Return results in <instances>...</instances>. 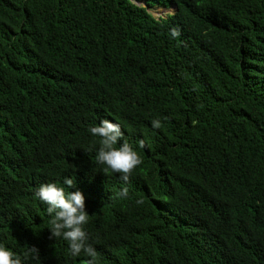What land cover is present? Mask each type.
<instances>
[{
    "label": "trees",
    "instance_id": "1",
    "mask_svg": "<svg viewBox=\"0 0 264 264\" xmlns=\"http://www.w3.org/2000/svg\"><path fill=\"white\" fill-rule=\"evenodd\" d=\"M104 119L141 157L127 182L96 161ZM46 183L81 191L94 258L49 238ZM0 246L264 264V0H0Z\"/></svg>",
    "mask_w": 264,
    "mask_h": 264
},
{
    "label": "clouds",
    "instance_id": "2",
    "mask_svg": "<svg viewBox=\"0 0 264 264\" xmlns=\"http://www.w3.org/2000/svg\"><path fill=\"white\" fill-rule=\"evenodd\" d=\"M179 35L177 29L172 30V36ZM153 128L161 126L159 120L152 121ZM93 136L100 138V147L96 155V161L101 165H106L114 173H120L121 179L125 182L133 171L142 163L141 157L131 145L125 140L119 147L116 145L123 139V132L118 124L110 120H101L99 126L89 129ZM141 148L144 141L139 142ZM64 184L69 188H76V182L71 178H65ZM128 190L124 188L119 194L127 197ZM35 195L48 205L47 213L50 220V239L62 238L69 243L72 256H79L82 252L90 257H95V249L87 243L88 236L84 230V225L88 223V212L86 211L85 199L81 191L66 192L64 187L55 183H46L39 186ZM142 201H137L141 203ZM29 256L39 258V249L30 246L24 253V259ZM0 264H23L22 259L9 248L0 246Z\"/></svg>",
    "mask_w": 264,
    "mask_h": 264
},
{
    "label": "rangeland",
    "instance_id": "3",
    "mask_svg": "<svg viewBox=\"0 0 264 264\" xmlns=\"http://www.w3.org/2000/svg\"><path fill=\"white\" fill-rule=\"evenodd\" d=\"M139 4L142 5L141 3ZM147 10L148 12L152 13L155 16H166L174 11L173 8L164 9L162 7H155L153 9H147Z\"/></svg>",
    "mask_w": 264,
    "mask_h": 264
}]
</instances>
